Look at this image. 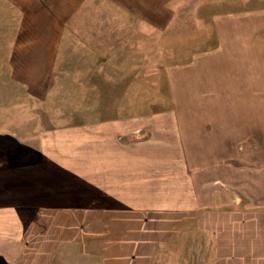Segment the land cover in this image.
<instances>
[{
    "label": "crops",
    "instance_id": "crops-1",
    "mask_svg": "<svg viewBox=\"0 0 264 264\" xmlns=\"http://www.w3.org/2000/svg\"><path fill=\"white\" fill-rule=\"evenodd\" d=\"M10 1L12 72L38 98L64 61L102 73L106 55L131 54L137 38L151 48L183 5ZM227 19L228 42L208 52L223 58L204 65L210 88L195 64L168 80L175 101L224 104L222 114L83 115L41 130L23 169L1 171L0 264H264V10Z\"/></svg>",
    "mask_w": 264,
    "mask_h": 264
},
{
    "label": "rangeland",
    "instance_id": "rangeland-1",
    "mask_svg": "<svg viewBox=\"0 0 264 264\" xmlns=\"http://www.w3.org/2000/svg\"><path fill=\"white\" fill-rule=\"evenodd\" d=\"M179 3L183 5L170 9L175 18L166 33L154 32L151 48H144L145 40L137 38L138 46L134 51L131 49V54H107L110 62L106 60L102 73L96 70L95 63H86L87 70L71 71L74 65L64 61L55 73V78L60 80L54 79L46 95L38 98L31 95L12 72L10 51L20 24V9L10 0H0V176L4 177L1 174L4 170L6 176L7 169H13L9 175L23 169L16 163L24 155L33 153L28 149L41 130L47 133L48 129L54 130L66 121L80 122L83 115L90 118L98 114H213L217 111L222 114L224 110L219 108L224 104L175 101L172 90L177 88L170 86L169 72L195 64L200 67L197 70L200 84L210 88L211 72L204 70V65L216 62L217 57L218 61L223 58V55L216 54V57L208 52L228 42L225 38L230 32L228 15L264 10V0H181ZM252 20L254 22L248 24L249 32L258 28L256 17ZM259 25L263 30L264 22ZM235 27L240 31V23ZM260 41L263 45L259 46L264 47V39ZM116 60H119V68ZM216 70L224 73L223 68ZM74 80L87 86H70L68 83ZM12 163L15 166L10 165ZM2 186L5 184L0 180V189ZM5 192L0 191V198L6 197ZM4 252L0 247V256Z\"/></svg>",
    "mask_w": 264,
    "mask_h": 264
}]
</instances>
